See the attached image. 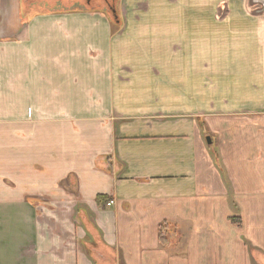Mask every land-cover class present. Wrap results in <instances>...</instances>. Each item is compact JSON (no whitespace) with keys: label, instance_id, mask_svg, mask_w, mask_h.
I'll return each mask as SVG.
<instances>
[{"label":"crops","instance_id":"obj_1","mask_svg":"<svg viewBox=\"0 0 264 264\" xmlns=\"http://www.w3.org/2000/svg\"><path fill=\"white\" fill-rule=\"evenodd\" d=\"M48 5L0 0V264H264V0Z\"/></svg>","mask_w":264,"mask_h":264},{"label":"rangeland","instance_id":"obj_2","mask_svg":"<svg viewBox=\"0 0 264 264\" xmlns=\"http://www.w3.org/2000/svg\"><path fill=\"white\" fill-rule=\"evenodd\" d=\"M112 2L106 3L105 0H97L95 4L88 5L87 2L83 0H56L52 3H49V5L46 7L51 11H54L55 9L58 11H73L79 9L105 11L109 12L112 17H114V22L117 23V21H119L118 16L120 13V0H113Z\"/></svg>","mask_w":264,"mask_h":264},{"label":"flooded vegetation","instance_id":"obj_3","mask_svg":"<svg viewBox=\"0 0 264 264\" xmlns=\"http://www.w3.org/2000/svg\"><path fill=\"white\" fill-rule=\"evenodd\" d=\"M45 1H48L49 3H52V2H54V1H56V0H45ZM83 1H85V2H87V4L88 5H91V4H95V2L97 1V0H83ZM108 1V2H107ZM113 0H105V2L106 3H110V2H112ZM113 3V2H112ZM112 5V4H111Z\"/></svg>","mask_w":264,"mask_h":264},{"label":"built area","instance_id":"obj_4","mask_svg":"<svg viewBox=\"0 0 264 264\" xmlns=\"http://www.w3.org/2000/svg\"><path fill=\"white\" fill-rule=\"evenodd\" d=\"M113 202L108 203V206H111Z\"/></svg>","mask_w":264,"mask_h":264},{"label":"water","instance_id":"obj_5","mask_svg":"<svg viewBox=\"0 0 264 264\" xmlns=\"http://www.w3.org/2000/svg\"><path fill=\"white\" fill-rule=\"evenodd\" d=\"M208 142L211 143V139L210 138H208Z\"/></svg>","mask_w":264,"mask_h":264}]
</instances>
